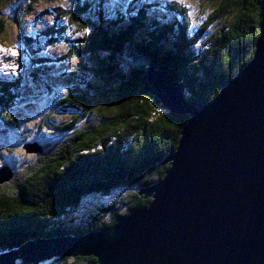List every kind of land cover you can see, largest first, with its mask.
<instances>
[{
    "label": "trees",
    "instance_id": "1",
    "mask_svg": "<svg viewBox=\"0 0 264 264\" xmlns=\"http://www.w3.org/2000/svg\"><path fill=\"white\" fill-rule=\"evenodd\" d=\"M37 1L0 0V42L19 54L18 77L0 80V152L7 154L0 170L11 174L0 183V255L31 239L97 232L147 207L151 199L140 192L163 179L189 120L164 110L147 70L165 72L187 105L209 103L220 82L251 60L264 18V0H196L195 9L180 0H131L119 9L112 0H77L51 14V27L28 34ZM126 7L137 15H125ZM40 36L46 48L32 46ZM28 84L46 91L47 107L30 128L13 112L34 98L24 95Z\"/></svg>",
    "mask_w": 264,
    "mask_h": 264
},
{
    "label": "water",
    "instance_id": "2",
    "mask_svg": "<svg viewBox=\"0 0 264 264\" xmlns=\"http://www.w3.org/2000/svg\"><path fill=\"white\" fill-rule=\"evenodd\" d=\"M258 34L251 60L199 107L184 102L165 72L147 70L164 110L189 117L163 179L140 192L151 199L147 207L90 234L29 240L0 255V264L59 257H94L95 264H264V18ZM10 177L0 170V183Z\"/></svg>",
    "mask_w": 264,
    "mask_h": 264
},
{
    "label": "rangeland",
    "instance_id": "3",
    "mask_svg": "<svg viewBox=\"0 0 264 264\" xmlns=\"http://www.w3.org/2000/svg\"><path fill=\"white\" fill-rule=\"evenodd\" d=\"M77 0H38L36 3L32 4L30 6L31 9V13L28 15L27 20H26V24L25 26H27V30L30 33H34L32 32L33 29H37V30H42L45 27H51L52 26V19H51V14L53 13H57L58 8H66V9H71L72 5H74V2ZM152 2H154L155 4H162L164 3V1L167 0H151ZM183 2V4L185 6H187L189 9H195V7H197V3H195L196 0H180ZM18 3L22 4L24 6V0H18ZM120 3H127V0H112L110 2V4H115V8L119 9V4ZM208 8H211L210 4L205 5ZM40 14V15H39ZM194 18V17H193ZM196 19V18H194ZM197 20V19H196ZM32 23H36L37 25L34 27H31ZM33 28V29H32ZM13 32V31H12ZM28 33V34H30ZM27 34V35H28ZM84 35L80 34L79 38H82ZM10 45H7V43H1L0 42V51H5L7 54L9 53L11 56L15 57V54H17V52L11 47ZM65 49H59L56 52L54 50H49L47 51L44 55L46 57H55L58 54H61L62 51H64ZM3 56V55H2ZM1 59V58H0ZM12 59V58H10ZM5 64V63H4ZM11 65V63H9ZM68 65H61V69L64 70L66 68H68ZM13 71L10 72V74H12L10 76L14 77L13 75ZM3 75V72H0V76ZM36 87V86H34ZM25 93L24 95L26 97L29 98H34L33 99H29L31 101H27V103H20L17 105L16 109L13 110V112L15 113L16 117L25 125L28 126V128L33 127L36 123V121L39 119V111L41 110L40 108L42 107H46V103L44 102L45 98H46V91L42 90V89H35L32 86H30V84H28V87H26L25 89ZM36 94V95H35ZM33 100V101H32ZM47 108V107H46ZM20 151V150H19ZM3 155V156H2ZM4 150H2V153L0 152V160H4ZM50 260H46L44 263L48 262Z\"/></svg>",
    "mask_w": 264,
    "mask_h": 264
},
{
    "label": "snow or ice",
    "instance_id": "4",
    "mask_svg": "<svg viewBox=\"0 0 264 264\" xmlns=\"http://www.w3.org/2000/svg\"><path fill=\"white\" fill-rule=\"evenodd\" d=\"M97 2H98V0H97ZM139 2L141 3V4H144V3H151V0H139ZM127 3H131V0H127ZM107 7V6H106ZM155 9H150L149 11L151 12V11H154ZM124 14L125 15H131V16H135V15H137V12L136 11H133V12H131V13H128L127 12V7L125 8V10H124ZM106 18H111V14L110 13H106ZM5 155H7V154H5Z\"/></svg>",
    "mask_w": 264,
    "mask_h": 264
},
{
    "label": "bare ground",
    "instance_id": "5",
    "mask_svg": "<svg viewBox=\"0 0 264 264\" xmlns=\"http://www.w3.org/2000/svg\"><path fill=\"white\" fill-rule=\"evenodd\" d=\"M39 15H40V14H39ZM3 52H4V51H0V58H1V59H0V71H4L5 73H7V72L9 73V72H11L12 70H10L9 67L3 65V62H4L3 59H4V58H5V59H10V58H12V57H11V55L8 56L7 53H5V54L2 56ZM6 57H7V58H6ZM15 57H16V56H15ZM47 234H48V233H47Z\"/></svg>",
    "mask_w": 264,
    "mask_h": 264
}]
</instances>
